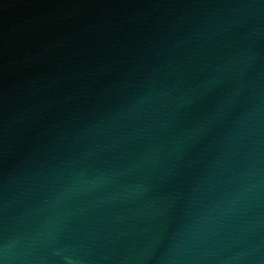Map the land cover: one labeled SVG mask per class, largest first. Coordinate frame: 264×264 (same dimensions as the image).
<instances>
[{
	"label": "water",
	"instance_id": "water-1",
	"mask_svg": "<svg viewBox=\"0 0 264 264\" xmlns=\"http://www.w3.org/2000/svg\"><path fill=\"white\" fill-rule=\"evenodd\" d=\"M0 264H264V0H0Z\"/></svg>",
	"mask_w": 264,
	"mask_h": 264
}]
</instances>
